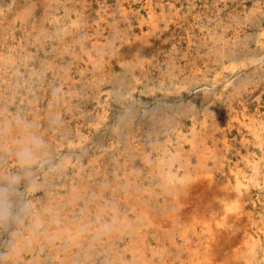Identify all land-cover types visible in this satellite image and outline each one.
Here are the masks:
<instances>
[{"label":"rangeland","instance_id":"374dc122","mask_svg":"<svg viewBox=\"0 0 264 264\" xmlns=\"http://www.w3.org/2000/svg\"><path fill=\"white\" fill-rule=\"evenodd\" d=\"M253 163L264 224V0H0V264H159L176 190Z\"/></svg>","mask_w":264,"mask_h":264},{"label":"bare ground","instance_id":"6f19581e","mask_svg":"<svg viewBox=\"0 0 264 264\" xmlns=\"http://www.w3.org/2000/svg\"><path fill=\"white\" fill-rule=\"evenodd\" d=\"M152 22L153 20L149 23L152 24ZM242 123L250 129H255L254 122L242 121ZM202 167L200 168L202 169ZM250 169L252 171L250 174L249 171L241 169L229 172L231 177L227 178L226 182L218 181L219 179L217 180L212 174L208 177L198 178L196 185L180 188L179 191L176 190L177 198L175 201L173 200L172 206L168 207L167 210L165 209L166 214L163 213L160 218L154 220L165 232V234L163 233L165 235L164 239L158 238L160 245V247H157L160 248L158 253L160 256L159 264L258 263L259 253L262 251L264 243V238H262L264 236V224L257 221L252 214L253 212L250 213L251 211L247 210L248 207L245 205L243 193L249 190L251 186L258 187L261 181L258 180L259 169L257 163H253ZM206 170L208 169L205 168V174ZM187 171L190 172V170ZM197 171L199 172L198 168ZM189 172L186 174L188 175ZM194 176L196 177V174ZM182 179L180 180L182 181ZM132 197L134 196L132 195ZM178 241L182 244L184 255L179 254L172 257L168 252L166 243L168 242L169 246L173 248L177 246ZM179 253H181V250Z\"/></svg>","mask_w":264,"mask_h":264},{"label":"clouds","instance_id":"9594fccd","mask_svg":"<svg viewBox=\"0 0 264 264\" xmlns=\"http://www.w3.org/2000/svg\"><path fill=\"white\" fill-rule=\"evenodd\" d=\"M31 153L29 149H24L21 153V158H30ZM7 189H0V220L4 219L6 216L10 215L9 205L6 202V197L8 194Z\"/></svg>","mask_w":264,"mask_h":264}]
</instances>
